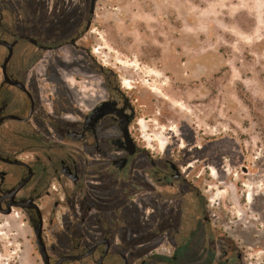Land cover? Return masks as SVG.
Segmentation results:
<instances>
[{
	"label": "rangeland",
	"instance_id": "rangeland-1",
	"mask_svg": "<svg viewBox=\"0 0 264 264\" xmlns=\"http://www.w3.org/2000/svg\"><path fill=\"white\" fill-rule=\"evenodd\" d=\"M51 1L6 0V10H16V24L29 35L36 4ZM90 2L65 0V40L83 32L80 49L67 44L58 54H40L42 61L30 70L34 49L20 45L13 66L26 71L25 84L38 95L39 113L65 121V131L77 130L87 109L77 105L74 79L95 67L87 54L117 72L123 90L138 100L142 145L155 160H169L191 174L208 198L211 215L217 216L216 229L230 233L237 245L258 246L248 251L253 259L247 262L264 264V0H97L91 18ZM68 56L75 65L65 64ZM4 58L0 49V83ZM50 60L57 63L52 76ZM65 69L70 70L68 82ZM1 133L18 141L9 130ZM138 164L129 174L137 173ZM102 196L105 205L121 208L115 228L133 230L116 240L132 239L134 249L152 256L151 264H174L172 249L147 232L145 197L135 194L119 205L110 192ZM97 218L91 215L84 226L85 241L98 238L115 215L99 226ZM69 222L59 212L53 230H46L55 259L53 246L69 252ZM200 246L189 244L193 250ZM0 264H44L33 225L19 209L0 214Z\"/></svg>",
	"mask_w": 264,
	"mask_h": 264
},
{
	"label": "flooded vegetation",
	"instance_id": "flooded-vegetation-1",
	"mask_svg": "<svg viewBox=\"0 0 264 264\" xmlns=\"http://www.w3.org/2000/svg\"><path fill=\"white\" fill-rule=\"evenodd\" d=\"M96 1L90 2V18L94 15ZM51 2V5L36 4L31 32L27 35L22 34L16 24V10H6V0H0V39L9 44L16 43L7 75L12 82L25 85L28 91L6 83L2 72L0 133L9 130L12 137L18 139L12 143L9 136L2 133L0 136L2 209H8L11 202L27 207L19 210L24 212L33 228L39 225L41 215L46 247V230H53L57 215L62 212L63 218L70 221L67 232L71 237L65 242L69 252L62 254L53 246L51 251L58 252V258L48 251L51 264H56L62 257L84 255L88 256L81 260H67L63 264H151L152 256L134 249L132 239H115L133 230L116 229L121 208L102 202L106 199L102 195L108 192L119 205L127 203L135 194H141L148 201L150 228L147 232H155L160 246L172 249L174 264H256L247 262L253 259L248 251L259 247L255 244L237 245L230 233L216 229L217 216L211 215L208 198L190 178L191 174L186 175L182 167L169 160H155L142 145L137 123L138 100L134 92L123 90V78L117 72L98 65L96 58L87 54L95 67L85 68L74 79L77 105L87 109L77 130L65 131V121L45 116L43 111L39 113L38 95L25 84L26 71L13 66L21 43L34 49L30 56L32 70L42 61L38 58L40 54H58L67 44L78 50V44L84 38L83 32H78L66 42L65 0ZM90 24L91 20L87 26ZM23 37L34 40V43L23 40ZM0 49L5 61L9 50L1 45ZM51 57L54 59L53 55ZM64 61L70 66L76 64L72 56ZM56 65L55 60H50V74ZM68 72L70 70L65 69V82L70 80ZM10 116L18 119H7ZM10 123L13 125L7 126ZM68 132H77L79 141L69 138ZM134 162L139 163L140 169L133 175L128 171ZM148 162L150 166L147 168ZM103 176L112 180L103 181ZM92 178L100 180L93 181ZM15 191L14 198L8 197ZM80 199L82 202L79 203ZM33 205L37 208L28 207ZM110 213L115 215L113 222L104 224L98 238L85 241L84 226L91 221V215H97L99 226ZM192 242L201 246L193 250L189 247Z\"/></svg>",
	"mask_w": 264,
	"mask_h": 264
},
{
	"label": "water",
	"instance_id": "water-1",
	"mask_svg": "<svg viewBox=\"0 0 264 264\" xmlns=\"http://www.w3.org/2000/svg\"><path fill=\"white\" fill-rule=\"evenodd\" d=\"M23 40H26L30 43H34V40L28 38V37H23L22 38ZM0 45L1 46H4L6 47L8 50H9V55L7 56V58L5 59L3 65L1 66V69H2V72H3V76L5 77V82L6 83H9L21 90H23L24 92H27V89L25 87V85H23L22 83L20 82H12L9 78H8V75H7V66L9 64V62L11 61L12 57H13V49L16 45V43H13V44H9L3 40L0 39ZM31 118V115L29 116L28 119ZM7 119L9 120H17L18 118L14 117V116H10L8 117ZM67 136L71 139H73L74 141H79L80 139V135H78L77 132H68L67 133ZM133 153L131 152V155ZM77 179L73 180V181H76ZM17 193V191H15L13 194L9 195L8 197H10L11 199L14 198L15 194ZM13 207L14 208H18V209H25L27 207L25 206H18L17 204H15L14 202H11L9 204V207L8 209L4 210L2 209L1 207V201H0V214L2 215H11L13 213ZM29 208H37V206L33 205V206H28ZM43 227H44V223H43V219L40 215V223L37 227H34V234H35V237H36V245H37V248H38V251H39V254L43 260V263L44 264H51V261H50V256H49V253H48V250H47V247L44 243V239H43ZM88 255H84V256H78V257H75V256H66V257H62L60 260L57 261L56 264H63L65 261L67 260H81L83 258H86ZM102 264V262L100 263Z\"/></svg>",
	"mask_w": 264,
	"mask_h": 264
}]
</instances>
